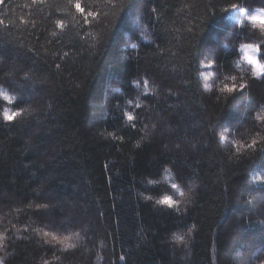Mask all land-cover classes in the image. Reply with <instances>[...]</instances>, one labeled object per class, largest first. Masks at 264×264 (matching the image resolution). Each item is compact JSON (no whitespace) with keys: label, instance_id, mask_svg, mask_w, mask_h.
I'll list each match as a JSON object with an SVG mask.
<instances>
[{"label":"trees","instance_id":"trees-1","mask_svg":"<svg viewBox=\"0 0 264 264\" xmlns=\"http://www.w3.org/2000/svg\"><path fill=\"white\" fill-rule=\"evenodd\" d=\"M232 3L245 13L224 12ZM26 4L0 6L7 25L0 26V88L17 97L16 105L0 102L5 264H125L120 255L126 264H260L264 182L250 176L264 168V153L236 148L264 144V124L255 120L264 115V79L252 75L241 48L264 44V32L246 19L264 0H129L91 50L86 41L100 40L103 25L56 29L55 19L74 13L65 11L67 0H45L42 10ZM233 76L249 87L222 93ZM145 78L148 99L134 84ZM15 106L27 115L10 124L3 108ZM124 112L137 118L135 128ZM164 195L181 211L157 205ZM192 224L187 247L172 239ZM64 236L74 247L59 242Z\"/></svg>","mask_w":264,"mask_h":264},{"label":"snow or ice","instance_id":"snow-or-ice-1","mask_svg":"<svg viewBox=\"0 0 264 264\" xmlns=\"http://www.w3.org/2000/svg\"><path fill=\"white\" fill-rule=\"evenodd\" d=\"M93 2L98 4V5L102 4L104 7L109 8L110 11L102 13L98 7H92L91 5H89L86 2V0H67V4L65 5V11H68L69 8H72V9H74V13L71 11H68V16L70 17V19H68L67 21H66V19H55L53 22L54 27L56 29H60V30H64L66 28L67 24H73L80 29L91 28L94 25H103L104 36L100 40H96L94 42L93 41H86L87 48L89 50L97 48V46L103 42V39L106 38L107 33L111 29V25L119 17L120 13L124 10V8L127 6V4L129 3V0H93ZM44 3H45V0H31V5L26 4V5H24V7L28 8V7L35 6V10H42ZM3 5H5V0H0V6H3ZM232 9H237L242 13H245V11H246L244 8H241L236 3H232V4L228 5L227 7H224L223 11L227 12V11L232 10ZM150 13H151V15L156 16L157 21H159L160 18H159L158 10L156 7H152L150 9ZM260 16H264V7H260V8L255 9L254 11L246 13V19L253 26L258 27L261 32H264V26L258 25L254 21L255 17H260ZM21 22L22 23H32L33 27H35V24L32 21H24L22 19ZM10 23H14V22H10ZM0 26H4L5 28H7V25H5V21L3 19H0ZM146 27L147 26L145 24L140 22V28L142 29V31L140 32V36H142L144 40H149V36L145 35V32L143 31V29H145ZM188 31L191 33V29H189ZM51 35H52V37H56L57 33L55 31H53L51 33ZM84 35L86 37H91L93 35V33L91 31H85ZM82 39H83V37H82ZM158 39H159V37H156V40H158ZM152 42L155 43V40H153ZM131 48L137 49L138 44L132 43ZM157 48H159V44H157ZM241 48L242 49H244V48L253 49L254 50L253 54L255 55L256 60L260 64H264V44L244 43L241 45ZM68 55H69L68 52H64L63 57H68ZM63 57H60V58L62 59ZM5 62H6V57L3 55H0V71H5V69L2 67L5 64ZM60 67H61L60 64H56L57 69H59ZM206 67H208V66L206 65ZM29 72H30V70H29ZM251 72H252L253 76H255L257 78L264 79V72L257 73L252 69H251ZM25 77L26 78L28 77V72H25ZM231 79L234 81V83H232L231 86H229L226 90L221 89L220 91L222 93L234 94V93L241 92V91H243L249 87V84L244 83V82L235 83V81H236L235 76H233ZM134 84H135L136 88H141V86H142V94L144 95L145 99H148V94L150 91L148 79L145 78L142 80L134 81ZM262 99H264V98H262ZM16 101H17L16 96L9 95L7 91L0 88V102H6L8 105H14ZM132 103H133L132 100L128 101V104H132ZM134 107L136 109L142 108V105L139 102V97H137V102L135 103ZM259 111L261 113H264V102L259 103ZM22 112L24 113L25 116L27 115V110L21 109L19 106L18 107L15 106V109H10L8 107H4L3 113H2L3 120L6 122H9L10 124L15 123V122H17V118L21 117ZM12 114H15L14 117L12 119H8V117ZM123 116L126 117L127 121L129 122V127H131V128L136 127V119L137 118L135 116H133L129 112H124ZM255 120L261 122V124H264V115L258 114L255 117ZM221 139H223V137H221ZM262 139H264V138H262ZM137 147H139V144H137ZM245 147L247 149L252 150L253 152L264 153V144H258L257 139H252L251 142L246 144V145L237 146L236 153H239L241 151V148H245ZM234 155L235 154H233V156H229L228 160L232 161L234 158ZM177 178L178 179L180 178L179 173L177 174ZM250 181L264 182V168H261V169L254 171L253 174L250 176ZM148 183L152 184V183H154V181H148ZM171 189L175 190V192H178L180 190V185L173 182L171 184ZM191 192H192V186L189 189V193H191ZM225 192H227V189H225ZM185 196H186V194L184 195V197ZM169 197H171V200L169 199ZM146 199L151 200L152 197H146ZM155 203L157 205L167 206L169 209H175V211H177V212L181 211V209L178 207L180 202H177L173 198L172 195H164L160 199H157L155 201ZM37 207H38V209L46 211L48 209L49 205L48 204H40ZM194 229H196V224H192L191 227H188L187 231L184 232L183 234H173L172 239L177 243H183L185 245V247H187L188 241L192 238V233H193ZM36 231H40V230H36ZM42 235L44 237H48L51 235V233L43 232ZM73 235L79 237V233H74ZM69 239H71V237L64 236L60 239L59 242L61 244H65L66 247H69V248L74 247V245L66 243ZM51 240L55 241V240H57V237L55 235H51ZM49 242H51V241H49ZM4 248H6V245L3 243L2 240H0V249H4ZM118 259L120 262H125V264H126L125 255H120ZM0 264H5V259L3 257H0ZM260 264H264V260H261Z\"/></svg>","mask_w":264,"mask_h":264},{"label":"clouds","instance_id":"clouds-1","mask_svg":"<svg viewBox=\"0 0 264 264\" xmlns=\"http://www.w3.org/2000/svg\"><path fill=\"white\" fill-rule=\"evenodd\" d=\"M254 21L256 24L264 26V16H260V17H255ZM243 50V60L247 62L248 65L251 66V69L254 70L255 72L259 73V72H264V64H260L257 60L255 55L253 54L254 50L251 48H244ZM229 87V85L224 84L221 89L226 90ZM15 114H12L8 117V119H12L14 117ZM191 188V185L188 186V192L189 189ZM178 194L179 197H184V195L186 194L184 190L181 189L178 192H176ZM169 199L171 200V197H169ZM177 202H180L178 199H175Z\"/></svg>","mask_w":264,"mask_h":264}]
</instances>
